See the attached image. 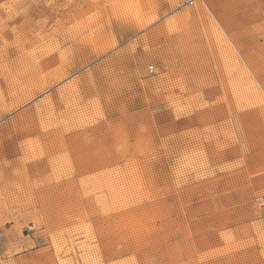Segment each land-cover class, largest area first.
Wrapping results in <instances>:
<instances>
[{
	"label": "rangeland",
	"instance_id": "rangeland-1",
	"mask_svg": "<svg viewBox=\"0 0 264 264\" xmlns=\"http://www.w3.org/2000/svg\"><path fill=\"white\" fill-rule=\"evenodd\" d=\"M0 264H264V0H0Z\"/></svg>",
	"mask_w": 264,
	"mask_h": 264
},
{
	"label": "bare ground",
	"instance_id": "bare-ground-1",
	"mask_svg": "<svg viewBox=\"0 0 264 264\" xmlns=\"http://www.w3.org/2000/svg\"><path fill=\"white\" fill-rule=\"evenodd\" d=\"M101 47H102V46H101ZM101 51H102V50H101ZM56 71H57V70H56ZM56 71H55V72L53 71V72H52V75H51L49 78H52V76H54V75L56 74ZM50 72H51V71H50ZM57 74H58V73H57ZM46 76H47V75H46ZM56 77H57V76H56ZM56 77H55V78H56ZM47 79H48V78H47ZM56 80H58V79L56 78ZM50 81H51V80H50ZM45 84H46V83H45ZM27 100H28V99H27ZM96 173H97V172H96ZM81 181H82V180H81Z\"/></svg>",
	"mask_w": 264,
	"mask_h": 264
}]
</instances>
